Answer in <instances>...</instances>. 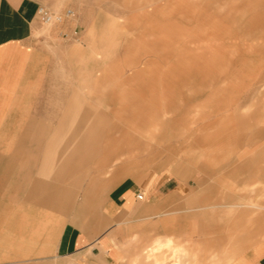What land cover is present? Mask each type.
<instances>
[{
	"label": "rangeland",
	"instance_id": "rangeland-1",
	"mask_svg": "<svg viewBox=\"0 0 264 264\" xmlns=\"http://www.w3.org/2000/svg\"><path fill=\"white\" fill-rule=\"evenodd\" d=\"M41 1L76 16L68 35L37 30L63 40L49 46V140L17 150L16 219L13 229L0 220V264H114L107 237L117 264H149L144 248L168 236L192 264H264V0ZM80 124L104 132L75 138ZM31 167L62 191L58 222L87 234L81 246L89 234V248L52 259L34 250L46 239L24 213L21 171ZM123 180L144 195L132 210L110 203Z\"/></svg>",
	"mask_w": 264,
	"mask_h": 264
},
{
	"label": "crops",
	"instance_id": "crops-1",
	"mask_svg": "<svg viewBox=\"0 0 264 264\" xmlns=\"http://www.w3.org/2000/svg\"><path fill=\"white\" fill-rule=\"evenodd\" d=\"M42 5L45 4L41 0H0V220H6L8 228L11 229L16 219L17 150L23 148L22 142L25 140H49L46 131L49 114V46L54 48L63 45L59 35L55 37L37 35V30L41 26L37 10ZM54 33L58 34L57 28ZM77 116L81 118L90 116L91 121L98 119L95 114H85L83 110H79ZM81 118L78 123L83 122ZM59 122L63 123V116L59 117ZM31 125L36 126L34 132L30 130ZM89 127L84 130L81 124L78 125L75 138L83 137L82 135L94 137L104 132L100 127ZM56 135L55 140H63L61 133ZM88 150L94 152L96 148L89 147ZM38 169L31 167L30 170L21 171L24 178L23 187L26 190L25 197L30 189L29 202L25 198L24 203V213L29 219L30 231L38 230L39 236L46 239L45 245L41 244L34 250L40 253L42 258L52 259L76 255L82 247L89 248L92 244L89 234L88 242L81 246V238L87 234L74 224L58 222L56 215L60 213L61 219L64 213L63 200L59 196L62 195V191H57L58 186H49L47 180L35 176L34 178L32 174L37 173ZM56 169V173H63L62 169ZM42 171L48 172L49 165L43 166ZM164 183L159 184L158 189L162 188ZM117 188H120L117 194L113 195V191L110 192V203L121 209L132 210L138 190L141 188L140 183L137 180L125 183L123 180L114 190ZM32 189L38 190L34 197ZM49 189H57L54 197L49 196V193L51 194ZM33 204L40 207L37 208ZM43 213H48V217L46 214L43 218H38L42 223H34L32 215L36 218ZM252 218L253 216L250 217L251 221ZM103 242L113 255L114 264H117L121 259L118 246L108 237ZM142 258L149 264H192L195 261L192 260V254L186 248L176 245L170 236L163 241L153 240L144 248ZM230 263L238 264L236 256H232ZM213 264L221 263L216 259Z\"/></svg>",
	"mask_w": 264,
	"mask_h": 264
},
{
	"label": "built area",
	"instance_id": "built-area-1",
	"mask_svg": "<svg viewBox=\"0 0 264 264\" xmlns=\"http://www.w3.org/2000/svg\"><path fill=\"white\" fill-rule=\"evenodd\" d=\"M76 13L73 9L67 8L64 13L56 12L49 7L42 5L37 10V18L40 23L44 25L54 26V28L59 29L62 36L68 35L66 32L65 26H68L72 20L75 19ZM63 28V29H62ZM64 30V31H63ZM74 33H77L74 31ZM144 195L142 192L137 194V198L143 199Z\"/></svg>",
	"mask_w": 264,
	"mask_h": 264
},
{
	"label": "bare ground",
	"instance_id": "bare-ground-1",
	"mask_svg": "<svg viewBox=\"0 0 264 264\" xmlns=\"http://www.w3.org/2000/svg\"><path fill=\"white\" fill-rule=\"evenodd\" d=\"M256 212V211H255ZM176 248V247H175Z\"/></svg>",
	"mask_w": 264,
	"mask_h": 264
}]
</instances>
